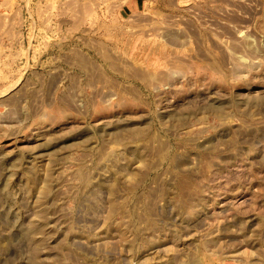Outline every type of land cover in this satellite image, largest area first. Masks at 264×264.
Segmentation results:
<instances>
[{
  "label": "rangeland",
  "instance_id": "rangeland-1",
  "mask_svg": "<svg viewBox=\"0 0 264 264\" xmlns=\"http://www.w3.org/2000/svg\"><path fill=\"white\" fill-rule=\"evenodd\" d=\"M142 3L0 0V264H264V0Z\"/></svg>",
  "mask_w": 264,
  "mask_h": 264
},
{
  "label": "crops",
  "instance_id": "crops-1",
  "mask_svg": "<svg viewBox=\"0 0 264 264\" xmlns=\"http://www.w3.org/2000/svg\"><path fill=\"white\" fill-rule=\"evenodd\" d=\"M141 1H143V3L141 4V6H143V4L145 5L146 4V2H147V4H148V1L149 0H141ZM71 10H74V8H72ZM71 14L74 16V17H80V16H82V14L81 13H76V12H71ZM150 18V17H149ZM65 23H67L66 21H61L60 22V25H59V29H57V32H58V34H59V39H58V42L59 43H62L63 45H59L60 47H66V46H68V44H71V43H68V42H64L63 41V39H61L60 37L61 36H63V37H68V38H70V37H73V36H75L77 33H79L80 31H81V28H80V25L78 26V27H73V26H70V27H64V24ZM7 32H9L8 34H9V36L11 37V39H12V30H9V31H7ZM6 32V33H7ZM15 39H17V36H15ZM12 41V40H11Z\"/></svg>",
  "mask_w": 264,
  "mask_h": 264
}]
</instances>
